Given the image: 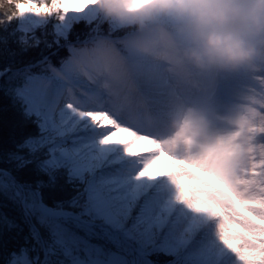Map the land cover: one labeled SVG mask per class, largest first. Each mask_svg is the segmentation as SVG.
Listing matches in <instances>:
<instances>
[{"label": "snow or ice", "instance_id": "snow-or-ice-1", "mask_svg": "<svg viewBox=\"0 0 264 264\" xmlns=\"http://www.w3.org/2000/svg\"><path fill=\"white\" fill-rule=\"evenodd\" d=\"M10 2L16 14H0V264H217L199 238H179L119 121L66 95L70 49L90 35L78 27H90L83 9ZM28 15L42 23L24 24Z\"/></svg>", "mask_w": 264, "mask_h": 264}, {"label": "rangeland", "instance_id": "rangeland-1", "mask_svg": "<svg viewBox=\"0 0 264 264\" xmlns=\"http://www.w3.org/2000/svg\"><path fill=\"white\" fill-rule=\"evenodd\" d=\"M0 4L7 7L0 8L4 17L10 12L16 14L10 0H0ZM63 4L65 9L73 5L77 11L82 8L81 18L96 24V28L99 23H107L105 28L110 34L138 25L121 37H108L96 31L92 38L70 49L66 95L75 99L77 105L86 102L93 81L71 80L77 72L75 68L99 76L96 63L102 56H127L137 47L136 42L162 52L173 45L177 58L187 64L174 41L182 34L185 23L194 24L189 21L192 14L187 9L191 5L188 0H63ZM228 6L235 11L226 20L216 22L213 28L201 23L202 29L208 34L230 33L243 40L245 29L254 31L258 20L261 27L257 30L264 34V0H229ZM73 18L74 14L69 13L60 23ZM29 22L42 23L31 15L23 18L24 24ZM260 45L264 50L263 43ZM156 62L159 68L172 65L163 57ZM213 66L219 77L216 88L222 95L208 97L209 103H197L189 112L184 107L175 128L156 138L158 145L150 148V144L142 142V150L154 151L149 160L141 161L143 155L139 162L145 165L146 173L155 177L153 183L157 184L174 226L178 225L180 239L199 238L203 247L216 253L217 264H264V56L238 63L213 61ZM141 115L138 112V121L134 118L139 129L136 134L146 137L141 130ZM152 115L161 122V111L152 110ZM129 117L124 111L125 121ZM125 127L126 131L133 129ZM120 128L117 125L119 138ZM180 169L199 174L219 194L205 191V185H193Z\"/></svg>", "mask_w": 264, "mask_h": 264}, {"label": "bare ground", "instance_id": "bare-ground-1", "mask_svg": "<svg viewBox=\"0 0 264 264\" xmlns=\"http://www.w3.org/2000/svg\"><path fill=\"white\" fill-rule=\"evenodd\" d=\"M191 7L192 5L188 4L187 9ZM190 14H192L191 11ZM189 21H194V24L185 23L182 34L174 41L177 44L176 47L183 53L186 65L175 55L173 45L168 47V51L162 52L158 48H150L136 42L137 47L132 49L127 56L121 57L117 53L111 56H102L99 59L100 62L96 63V69L101 72L99 76L94 75L96 78L84 69L75 68L77 72L71 77V80L78 78L84 82L93 81L90 84L91 90H89L86 102L97 108L106 109L111 117H115L119 121L120 139L130 142L129 151H141L142 148L139 146L142 142L150 144V148L158 145L156 138L175 128L180 111L184 107L189 112L191 106L194 107L197 103H209L211 100L208 97L212 98L216 94L219 97L222 95V92L217 91L216 88L219 77L216 75L213 61L210 62L207 57H204L198 63L190 54L193 51H203L208 33L202 29L201 23L195 20L193 14ZM202 24L213 28L216 21ZM255 24L254 31L249 28L245 29L243 41L255 49V54L252 57L262 58L264 50H261L260 44L264 45V34L257 30L258 27H261L258 20L255 21ZM197 43H200L201 46H198ZM146 52H148V57H145ZM158 57L170 61L171 67L159 68L156 62ZM261 68L264 70V66ZM190 70L193 71L190 72ZM192 74L196 76L195 79ZM75 82L78 83L77 80ZM161 87L163 90L159 91ZM136 89L139 90L137 93ZM70 99L75 103V99L72 97ZM84 103L81 102L80 105ZM138 106H142L141 109H138ZM152 110L161 111V122L157 121L155 115H152ZM124 111L128 113V117L130 116L128 122L123 118ZM138 112L142 114L140 117L144 120L141 130L145 131L146 137L136 134L139 129L138 125L134 123V118L138 121ZM98 115L103 114L98 113ZM104 117H106V121L111 122L109 116L105 115ZM125 126L133 127V129L126 131ZM144 151L142 150L141 153H146V155H144L145 157L142 155L141 161L149 160L148 158L154 150ZM180 171L193 185H205V191L219 194L215 186L206 183V180L199 174L190 171L185 173L184 169H180ZM155 185L157 184L155 183ZM215 209L212 206V210Z\"/></svg>", "mask_w": 264, "mask_h": 264}, {"label": "clouds", "instance_id": "clouds-1", "mask_svg": "<svg viewBox=\"0 0 264 264\" xmlns=\"http://www.w3.org/2000/svg\"><path fill=\"white\" fill-rule=\"evenodd\" d=\"M188 3L192 5L190 11L198 23L223 22L235 11L228 6L229 0H188ZM190 54L198 63L204 57L210 62L238 63L250 59L255 49L230 33L210 32L203 51Z\"/></svg>", "mask_w": 264, "mask_h": 264}, {"label": "trees", "instance_id": "trees-1", "mask_svg": "<svg viewBox=\"0 0 264 264\" xmlns=\"http://www.w3.org/2000/svg\"><path fill=\"white\" fill-rule=\"evenodd\" d=\"M8 1L9 0H5L6 3H8ZM0 5H1L0 8H3V9H6L7 8L6 5L4 6V4H0ZM85 22H87V21H85ZM87 24H89L90 27H87L86 28V26H85L84 23H82V24H80L78 26L81 31H86V32L90 33V35L86 36L83 41L89 40L90 38H92L94 36V34L96 33V31H98L99 34H102V35L108 36V37H113V36L121 37L126 32H129L131 30H134V29H136L138 27V25H134V26L127 27L126 29H122L120 31H116V32L110 34L109 31H107V29L105 28V26L107 27V23L105 25V22L104 23H99L98 24V28H96L97 27L96 24H90L88 22H87ZM69 57H70V55H69ZM69 57H68V59H69Z\"/></svg>", "mask_w": 264, "mask_h": 264}]
</instances>
